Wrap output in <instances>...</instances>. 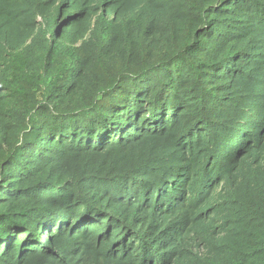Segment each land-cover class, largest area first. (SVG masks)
I'll use <instances>...</instances> for the list:
<instances>
[{"label":"trees","instance_id":"trees-1","mask_svg":"<svg viewBox=\"0 0 264 264\" xmlns=\"http://www.w3.org/2000/svg\"><path fill=\"white\" fill-rule=\"evenodd\" d=\"M0 264H264V0H0Z\"/></svg>","mask_w":264,"mask_h":264},{"label":"rangeland","instance_id":"rangeland-1","mask_svg":"<svg viewBox=\"0 0 264 264\" xmlns=\"http://www.w3.org/2000/svg\"><path fill=\"white\" fill-rule=\"evenodd\" d=\"M201 249V248H200Z\"/></svg>","mask_w":264,"mask_h":264}]
</instances>
